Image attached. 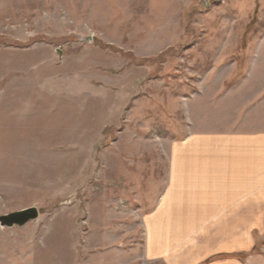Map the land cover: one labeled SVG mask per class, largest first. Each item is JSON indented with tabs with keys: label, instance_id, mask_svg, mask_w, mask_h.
<instances>
[{
	"label": "rangeland",
	"instance_id": "374dc122",
	"mask_svg": "<svg viewBox=\"0 0 264 264\" xmlns=\"http://www.w3.org/2000/svg\"><path fill=\"white\" fill-rule=\"evenodd\" d=\"M193 135L264 151V0H0V216L40 211L0 224V264H83L116 239L115 263L164 264L143 215ZM253 219L198 264H264Z\"/></svg>",
	"mask_w": 264,
	"mask_h": 264
},
{
	"label": "crops",
	"instance_id": "0c3cea01",
	"mask_svg": "<svg viewBox=\"0 0 264 264\" xmlns=\"http://www.w3.org/2000/svg\"><path fill=\"white\" fill-rule=\"evenodd\" d=\"M259 139L193 135L189 143L173 144L169 187L155 210L143 215L146 261L198 264L201 258L244 247L246 218L260 226L264 213V151ZM118 242L103 248L85 242L81 263L118 264ZM254 262L250 264H260ZM215 264L245 263L222 259Z\"/></svg>",
	"mask_w": 264,
	"mask_h": 264
},
{
	"label": "water",
	"instance_id": "95a60500",
	"mask_svg": "<svg viewBox=\"0 0 264 264\" xmlns=\"http://www.w3.org/2000/svg\"><path fill=\"white\" fill-rule=\"evenodd\" d=\"M93 38L88 41L92 42ZM40 211L37 207H29L20 211L12 212L10 214L0 216V224L3 227H23L32 221L38 220Z\"/></svg>",
	"mask_w": 264,
	"mask_h": 264
}]
</instances>
